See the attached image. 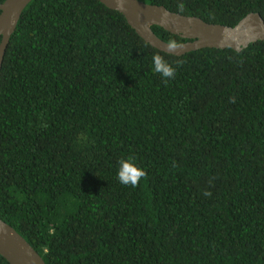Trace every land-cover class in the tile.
Wrapping results in <instances>:
<instances>
[{
	"label": "trees",
	"instance_id": "16d2710c",
	"mask_svg": "<svg viewBox=\"0 0 264 264\" xmlns=\"http://www.w3.org/2000/svg\"><path fill=\"white\" fill-rule=\"evenodd\" d=\"M141 1L264 18V0ZM0 219L46 264H264V41L175 56L98 0H33L0 73Z\"/></svg>",
	"mask_w": 264,
	"mask_h": 264
},
{
	"label": "water",
	"instance_id": "95a60500",
	"mask_svg": "<svg viewBox=\"0 0 264 264\" xmlns=\"http://www.w3.org/2000/svg\"><path fill=\"white\" fill-rule=\"evenodd\" d=\"M33 0H5L0 4V73L7 48L23 12ZM108 9L122 14L133 30L152 47L175 56L206 49H233L241 52L250 45L264 41V18L249 13L235 26L208 23L196 16H186L165 6L141 0H98ZM122 5V6H121ZM167 13V16L164 15ZM158 26L188 42L175 51L166 48L153 27ZM0 255L9 264H46L40 254L12 226L0 219Z\"/></svg>",
	"mask_w": 264,
	"mask_h": 264
},
{
	"label": "clouds",
	"instance_id": "9594fccd",
	"mask_svg": "<svg viewBox=\"0 0 264 264\" xmlns=\"http://www.w3.org/2000/svg\"><path fill=\"white\" fill-rule=\"evenodd\" d=\"M122 6V5H121ZM179 9L182 11L184 8L183 4H180ZM167 16V13H164ZM182 47L177 41L169 40L166 44V48L169 51H175ZM153 60V68L156 73H159L162 78H174L176 73V68H174L168 61L164 59V57L156 53L152 57ZM179 65V61L177 62ZM119 169L117 172V179L121 184L131 185L133 187L137 186L139 181L142 178H145L147 173L144 169L139 167L136 160L133 157L122 158L119 160ZM210 195V193H205Z\"/></svg>",
	"mask_w": 264,
	"mask_h": 264
}]
</instances>
